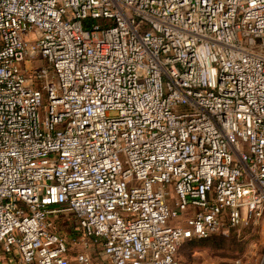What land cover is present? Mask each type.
I'll return each mask as SVG.
<instances>
[{"label": "built area", "instance_id": "1", "mask_svg": "<svg viewBox=\"0 0 264 264\" xmlns=\"http://www.w3.org/2000/svg\"><path fill=\"white\" fill-rule=\"evenodd\" d=\"M263 213L264 0H0V264H181Z\"/></svg>", "mask_w": 264, "mask_h": 264}, {"label": "rangeland", "instance_id": "2", "mask_svg": "<svg viewBox=\"0 0 264 264\" xmlns=\"http://www.w3.org/2000/svg\"><path fill=\"white\" fill-rule=\"evenodd\" d=\"M54 221L59 232L71 241V253L83 250L86 239L77 226L76 216L60 213ZM6 257L14 264H21L16 255ZM177 257L181 264H263L264 213L239 227L214 233L207 238L183 241Z\"/></svg>", "mask_w": 264, "mask_h": 264}, {"label": "crops", "instance_id": "3", "mask_svg": "<svg viewBox=\"0 0 264 264\" xmlns=\"http://www.w3.org/2000/svg\"><path fill=\"white\" fill-rule=\"evenodd\" d=\"M6 263L14 264V263H12L10 260H7V262H6V261H4V263H3V264H6ZM72 264H76V262H75V260H74V259L72 260Z\"/></svg>", "mask_w": 264, "mask_h": 264}, {"label": "trees", "instance_id": "4", "mask_svg": "<svg viewBox=\"0 0 264 264\" xmlns=\"http://www.w3.org/2000/svg\"><path fill=\"white\" fill-rule=\"evenodd\" d=\"M211 236V235H210ZM207 238V237H206ZM194 239H203V238H189V239H186V240H194Z\"/></svg>", "mask_w": 264, "mask_h": 264}, {"label": "water", "instance_id": "5", "mask_svg": "<svg viewBox=\"0 0 264 264\" xmlns=\"http://www.w3.org/2000/svg\"><path fill=\"white\" fill-rule=\"evenodd\" d=\"M263 264H264V262H263Z\"/></svg>", "mask_w": 264, "mask_h": 264}]
</instances>
